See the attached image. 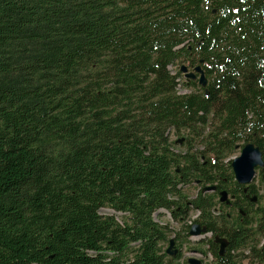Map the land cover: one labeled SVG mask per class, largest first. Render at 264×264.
<instances>
[{"label":"trees","instance_id":"trees-1","mask_svg":"<svg viewBox=\"0 0 264 264\" xmlns=\"http://www.w3.org/2000/svg\"><path fill=\"white\" fill-rule=\"evenodd\" d=\"M184 61L204 87L178 92ZM241 141L264 160V0H0V264H179L153 213L193 208L215 264H264V205L221 161Z\"/></svg>","mask_w":264,"mask_h":264},{"label":"rangeland","instance_id":"rangeland-1","mask_svg":"<svg viewBox=\"0 0 264 264\" xmlns=\"http://www.w3.org/2000/svg\"><path fill=\"white\" fill-rule=\"evenodd\" d=\"M182 63L187 65L189 72L193 71L192 65H190L186 61L179 62L176 65V67L173 66L170 68V70L172 72H175L176 69H178ZM198 77H199V75L197 74L195 79H193V80H196L197 85L199 84L198 83ZM188 80L189 79L185 78V76L182 74L181 83L177 87L179 93H185V92L191 91L192 87H188V86H185L182 84V82H187ZM170 137L172 140H175L173 148L176 152H182V151L186 150V146H187L188 142L186 140V134L185 133H182L178 136L175 134H171ZM190 143L192 144V147L190 149V151L192 153H197L196 150L202 148L201 144L198 143L197 139L190 140ZM242 146H243V141L238 142L237 146L233 149V151H231L227 156H225L223 159H221V161L225 165H227L228 161H231V159L233 157L238 156L240 154ZM208 156L211 157V156H213V154H208ZM225 169H227L226 175H228L229 174L228 167L225 166ZM251 183H255L256 185L258 184V181L256 180V176ZM212 184L215 185V183H209V184H205V186L206 185L207 186L212 185ZM202 185H204V184L199 183L197 181H191V182L185 183L181 186L182 187L181 191L187 196V201H190L192 198H194L198 194ZM216 195L218 198L219 194H216ZM252 195L253 194H251V196ZM257 195H259V198L257 199L256 202L253 203L252 206H250V208L252 210L256 209L260 205H264L263 192L260 190ZM228 199H230V196L228 197ZM99 212L102 215L114 216L118 222H122L124 219V215L121 212L114 211L113 209H111L110 207H107V206L102 207L99 210ZM229 212L233 214V217H235L237 210L232 211L231 209L223 207L222 205H220L218 203L215 206V209L213 211L214 214L229 213ZM198 215H199V211L194 209V208L189 210L188 218L186 220L174 219L172 214L166 209H161V210L153 213V218L158 223H160L162 225H166L168 227V230H169L168 235H167V241H165L162 244L163 250L166 251V249L169 247L168 240L170 238H173L174 243L171 246L170 250L174 252V255L177 252H179L181 254V256L178 260L179 264H189L187 262L188 258H196L201 262V264H215L216 263V260L213 256L212 252L208 250L209 244L207 242V239L211 237L210 233L201 234V235L196 236V237L189 236L188 233L186 234V230L184 228L185 225L189 222H192L193 219H196L198 217ZM241 253L246 254L247 250H243V251H241ZM168 257H171V255H168ZM236 260H238V262H236L235 264H247L248 263V258L236 257Z\"/></svg>","mask_w":264,"mask_h":264},{"label":"water","instance_id":"water-1","mask_svg":"<svg viewBox=\"0 0 264 264\" xmlns=\"http://www.w3.org/2000/svg\"><path fill=\"white\" fill-rule=\"evenodd\" d=\"M179 69L187 79H195L196 75L198 74L199 75L198 83L203 87L206 85L204 70L200 65H196L193 68V71L191 72L188 71V67L185 64H182ZM263 164H264V160L262 157L261 150L251 142L245 143L241 148L240 154L231 159L230 165L234 176V180L237 183L243 185V191H246L249 184H251V182L255 178L257 169L262 167ZM215 188L216 186L214 184L208 186L206 185L202 187V191L204 192L212 191ZM219 200L221 202H225L226 204L230 203V200L228 199V192L226 189H221L219 191ZM250 200L252 202H255L257 200V195L253 194L250 197ZM206 233H207L206 228L198 223H194L189 229L190 236H194V237ZM214 240L219 244L218 253L220 255L223 254L225 247L227 245V240L218 236H216ZM173 243H174V239L170 238L169 247L166 249V253L168 255H174V252L170 250ZM187 261L190 264H199L200 262L196 258H188Z\"/></svg>","mask_w":264,"mask_h":264},{"label":"flooded vegetation","instance_id":"flooded-vegetation-1","mask_svg":"<svg viewBox=\"0 0 264 264\" xmlns=\"http://www.w3.org/2000/svg\"><path fill=\"white\" fill-rule=\"evenodd\" d=\"M216 186V185H215ZM221 190V188H217V186H216V188L214 189V190H212L211 192H215L216 194H219V191ZM246 191H247V189H246ZM246 191H243L244 193H245V197H246V202H252L251 200H250V197H251V193H246ZM230 196V203H229V206H231L232 204H233V202L236 200V195L235 194H231V193H229L228 192V197ZM253 203V202H252ZM233 206V205H232ZM237 211H240L241 209H239V207H236L235 208ZM243 213V212H242ZM225 250H226V247H225ZM224 250V251H225ZM224 253V252H223ZM199 264H201V262H199Z\"/></svg>","mask_w":264,"mask_h":264}]
</instances>
